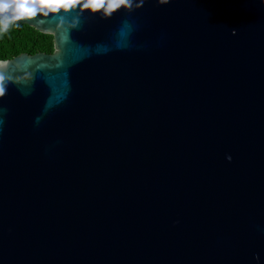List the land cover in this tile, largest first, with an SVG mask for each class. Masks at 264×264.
<instances>
[{"label": "water", "instance_id": "obj_1", "mask_svg": "<svg viewBox=\"0 0 264 264\" xmlns=\"http://www.w3.org/2000/svg\"><path fill=\"white\" fill-rule=\"evenodd\" d=\"M0 8V264H264L261 0Z\"/></svg>", "mask_w": 264, "mask_h": 264}, {"label": "trees", "instance_id": "obj_2", "mask_svg": "<svg viewBox=\"0 0 264 264\" xmlns=\"http://www.w3.org/2000/svg\"><path fill=\"white\" fill-rule=\"evenodd\" d=\"M2 19L0 16V20ZM52 50L51 34L40 32L24 23L11 22L6 29L0 23V60L11 58L21 52L50 53Z\"/></svg>", "mask_w": 264, "mask_h": 264}, {"label": "clouds", "instance_id": "obj_3", "mask_svg": "<svg viewBox=\"0 0 264 264\" xmlns=\"http://www.w3.org/2000/svg\"><path fill=\"white\" fill-rule=\"evenodd\" d=\"M261 3L264 4V0H261ZM13 8H15V5H13ZM4 11H7V9L6 8H0V12H4ZM16 18L17 17L15 15H8L7 17L0 20V23H2L3 27L6 29L9 26V24L13 20H15ZM256 259H259V257L257 256Z\"/></svg>", "mask_w": 264, "mask_h": 264}, {"label": "snow or ice", "instance_id": "obj_4", "mask_svg": "<svg viewBox=\"0 0 264 264\" xmlns=\"http://www.w3.org/2000/svg\"><path fill=\"white\" fill-rule=\"evenodd\" d=\"M121 2H123V0H121Z\"/></svg>", "mask_w": 264, "mask_h": 264}]
</instances>
